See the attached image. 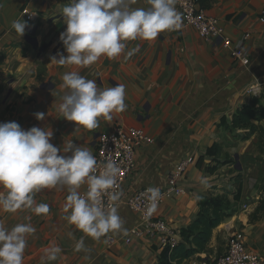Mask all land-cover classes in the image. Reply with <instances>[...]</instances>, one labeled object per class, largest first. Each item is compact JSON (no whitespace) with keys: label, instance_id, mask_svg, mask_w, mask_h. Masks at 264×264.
Segmentation results:
<instances>
[{"label":"crops","instance_id":"0c3cea01","mask_svg":"<svg viewBox=\"0 0 264 264\" xmlns=\"http://www.w3.org/2000/svg\"><path fill=\"white\" fill-rule=\"evenodd\" d=\"M69 2L0 0V122L15 121L25 130L32 126L51 130L54 133L51 142L58 148L73 140L92 154L97 147V136L120 124L143 128L154 141L137 149L135 166L121 189L118 212L123 228L120 231L109 232L96 240L70 224L67 220L70 210L65 211L67 186L43 188L33 194L36 204L49 205L45 214L37 215L28 208L16 212L0 208V223L6 227L31 223L36 229L26 237L22 264H42L44 249L52 242L62 251L56 260L47 264H159L164 249L158 235H132L126 241L140 223V215L129 208L126 200L146 187H166L175 165L189 156L194 161L188 165L181 181L187 192L166 198L157 207L158 216L172 230L181 233L197 219L201 199L233 189L237 177L236 192L241 189V198L235 200L234 190L229 194L232 215L214 229L209 250L194 257L221 254L236 230L244 232L250 249L264 255V209L257 211L263 177L261 182L257 177L253 179L248 173L251 166L241 165L244 156L256 151L258 138L252 135L244 139L248 129L222 125L224 117L231 125L235 112L251 103L253 97L263 95L261 104L264 105V21L261 18L264 0H199L208 15L219 18L233 46L246 50L250 59L246 65L234 59L231 48L225 47L221 39H205L193 27H184L180 31L165 30L151 40L138 37L125 41L126 48L118 57L101 56L87 67L61 66L50 61V56L58 51L67 55L59 34L66 28L62 9ZM26 6L36 18L28 22L30 27L25 34L18 36L11 24L20 18L26 20L22 13ZM132 7L150 5L148 0H137ZM174 7L181 21L176 2ZM137 47L139 51L127 55ZM70 71L96 80L100 87L124 84L125 110L113 111L110 119L99 117L95 129L65 119L58 106L67 91L61 87L62 75ZM253 83L262 86L255 96L247 92ZM36 112L45 113V118L37 120ZM216 143L224 149L218 158L207 155L208 148ZM223 160L229 162L219 163ZM234 160L240 161L242 170L234 166ZM202 179L207 183H202ZM85 188L86 184L78 191L82 194ZM6 191L0 186V194ZM81 238L89 251L75 250ZM110 238L115 242L110 243Z\"/></svg>","mask_w":264,"mask_h":264},{"label":"clouds","instance_id":"9594fccd","mask_svg":"<svg viewBox=\"0 0 264 264\" xmlns=\"http://www.w3.org/2000/svg\"><path fill=\"white\" fill-rule=\"evenodd\" d=\"M135 3L137 0H70L62 9L66 28L59 34L67 55L58 51L50 56V61L61 66L87 67L101 56L118 57L126 48L125 41L138 37L151 40L178 26L175 0H148V8H134ZM11 27L18 36H23L30 25L20 18ZM137 51L139 47L127 55ZM62 81L61 87L67 91L58 110L76 125L95 129L99 117L110 119L113 111L122 112L126 108L122 83L100 87L96 80L87 79L77 71L64 73ZM34 115L37 120L45 118L43 112ZM53 136V131L37 126L25 130L15 121L0 122V186L7 190L6 194H0V208L6 212L28 208L37 215L45 214L49 205L36 204L33 194L43 188L67 186L65 211L70 210L67 216L70 224L96 240L122 230L118 201L123 193L117 183L118 164L108 160L97 174V160L89 149L73 140L58 148L51 142ZM201 182L207 183L206 179ZM85 184L87 190L82 195L78 189ZM142 195L148 201L150 215L157 207L160 190L149 187ZM35 231L31 223H17L11 228L0 223V264H22L26 237ZM75 250L89 251L83 238ZM61 251L52 242L44 249L42 264L56 260Z\"/></svg>","mask_w":264,"mask_h":264},{"label":"built area","instance_id":"2783aa9c","mask_svg":"<svg viewBox=\"0 0 264 264\" xmlns=\"http://www.w3.org/2000/svg\"><path fill=\"white\" fill-rule=\"evenodd\" d=\"M175 2L178 4L182 14V20H178V26L174 30L180 31L184 27H193L205 39L213 37L221 39L225 47L231 48L234 59L240 60L244 65L248 64L250 59L247 56L246 50L239 46H233L231 38L224 34L219 18L208 15L204 8L200 6L199 0H175ZM22 13L28 22L36 18L35 13L27 6L23 8ZM261 18L264 21V4ZM261 89L262 86L260 83H253L248 86L247 92L255 96L261 92ZM153 141L154 138L148 135L143 128L123 124L118 125L112 131L100 133L96 138L97 147L93 154L97 160V174L103 170V166L108 160L115 161L120 169L117 183L119 184V190H121L128 175L135 166L137 149ZM193 161L194 157L189 156L181 159L175 165L169 176L168 185L164 188H159L161 195L158 199L157 207L166 198L174 195H182L187 192L181 181L183 180L182 178L188 165ZM148 188L146 187L136 191L126 200L129 208L140 215L139 225L131 230L126 241H130L132 235H147L150 237L158 235L163 249L170 248L172 250L181 241V234L172 230L167 221L158 216L157 207L149 215L148 201L142 195ZM86 190L87 185L82 195ZM104 200L106 204L109 203L107 196L104 197ZM109 241L110 243H114L115 239L110 238ZM172 264L179 263L173 261ZM182 264H264V255L250 249L246 243L244 232L236 230L229 236L227 247L221 254L216 256L206 255L204 257H193L188 263Z\"/></svg>","mask_w":264,"mask_h":264},{"label":"trees","instance_id":"16d2710c","mask_svg":"<svg viewBox=\"0 0 264 264\" xmlns=\"http://www.w3.org/2000/svg\"><path fill=\"white\" fill-rule=\"evenodd\" d=\"M261 97H253L251 103L245 104L242 108L238 109L233 118V123L230 125L227 119H222V125L226 128L234 129H248V134L244 139H249L252 135H256L258 138V144L256 149L261 154H264V105L261 104ZM224 153L223 146L221 144H214L207 150V155L220 157ZM253 161H256V156H249ZM228 160L219 161V163H228ZM264 162V161H262ZM238 163V160H234V164ZM215 168H212L214 170ZM264 171V169H263ZM262 185L260 191L262 197L260 199V205L257 211L264 209V176L262 179ZM241 198V189L235 195V200L238 201ZM200 212L197 219L185 227L181 231V241L173 248H165L161 252L159 264H172L173 261L182 264L188 261L197 253L207 252L209 250L210 241L213 236V231L224 220L232 215L234 211L232 203L228 199V196H212L205 197L200 201Z\"/></svg>","mask_w":264,"mask_h":264},{"label":"rangeland","instance_id":"374dc122","mask_svg":"<svg viewBox=\"0 0 264 264\" xmlns=\"http://www.w3.org/2000/svg\"><path fill=\"white\" fill-rule=\"evenodd\" d=\"M249 156H251V155L248 154L247 156H244L243 157V160L241 161V165L243 166V164H244V166L246 168H248V166H251L252 170L248 171V173L250 174V176L253 179L257 177V179H260L259 181L261 182V179L264 176V171H263V169H264V165H263L264 162H262V161H264V159H263L264 158V154H261L256 149V151L252 154V156H256L257 157L256 161H253ZM239 162L240 161L238 160V163ZM238 163L234 164V166L236 167L238 165ZM238 183H239V180L237 179V177H235L234 188L233 189L230 188V190L229 189H225L224 190V193H223L224 195L222 194V195H218V196H225V195H227L229 197V194L230 193L232 194L233 190L235 191V193H237L236 192L237 191V187L236 186H237ZM235 205H237V203H235ZM227 219H225V220H227Z\"/></svg>","mask_w":264,"mask_h":264},{"label":"water","instance_id":"95a60500","mask_svg":"<svg viewBox=\"0 0 264 264\" xmlns=\"http://www.w3.org/2000/svg\"><path fill=\"white\" fill-rule=\"evenodd\" d=\"M236 158H238V156H237ZM238 164H239V163H238ZM237 167H238L240 170H242V166L238 165Z\"/></svg>","mask_w":264,"mask_h":264}]
</instances>
